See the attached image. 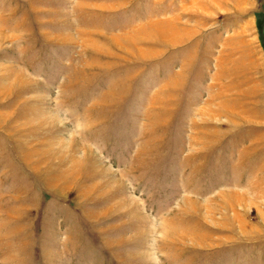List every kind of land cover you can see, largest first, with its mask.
Wrapping results in <instances>:
<instances>
[{"label": "rangeland", "instance_id": "374dc122", "mask_svg": "<svg viewBox=\"0 0 264 264\" xmlns=\"http://www.w3.org/2000/svg\"><path fill=\"white\" fill-rule=\"evenodd\" d=\"M0 264H264V0H0Z\"/></svg>", "mask_w": 264, "mask_h": 264}]
</instances>
